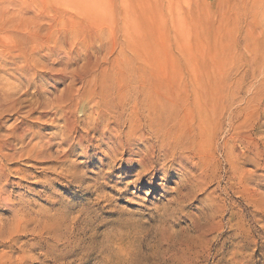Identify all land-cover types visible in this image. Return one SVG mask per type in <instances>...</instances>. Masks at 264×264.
Wrapping results in <instances>:
<instances>
[{
	"label": "rangeland",
	"instance_id": "rangeland-1",
	"mask_svg": "<svg viewBox=\"0 0 264 264\" xmlns=\"http://www.w3.org/2000/svg\"><path fill=\"white\" fill-rule=\"evenodd\" d=\"M42 66L50 95L18 89L10 112L0 90V138L23 122L44 146L27 158L36 140L8 139L0 157V264H264L262 208L230 189L222 149L231 109L264 139V0H0V87ZM70 89L105 99L124 131L192 135L203 159L184 167L203 169L205 191L175 192L172 171L135 181L125 158L52 138L64 129L50 101ZM239 158L235 172L254 173ZM210 197L222 211L209 217Z\"/></svg>",
	"mask_w": 264,
	"mask_h": 264
},
{
	"label": "bare ground",
	"instance_id": "bare-ground-1",
	"mask_svg": "<svg viewBox=\"0 0 264 264\" xmlns=\"http://www.w3.org/2000/svg\"><path fill=\"white\" fill-rule=\"evenodd\" d=\"M21 37L25 38L24 36ZM40 70L35 68L34 72L31 73L30 77L27 79V82H22L18 77H16V85L9 82H5L1 85L0 90L5 93L3 96H6L4 97V102L6 103V106H9V109H4L5 106L2 103L4 111H15L17 107L15 101L11 98L12 95H14L18 89H24L25 91L28 90L29 85L31 84L35 85L36 91H45L48 95H50L49 90H43L38 86L37 82H41L44 77H40L41 79L38 80L35 77L37 71L43 76L47 74L45 66H42ZM59 73L53 75L51 79L53 83H55V81L58 82L59 80L63 81V73ZM7 76L9 79L11 78V74L7 73ZM12 77H14V75H12ZM103 103H106V100L102 97L97 100V97L94 95L82 92L80 93L73 89L63 92L58 98L52 99L50 101V108L54 110L56 121H61L60 124L64 129L61 133L58 132L59 130L57 131L58 133H52V138H58L61 136V139L58 138L60 139L61 144L70 140L71 143L74 142L77 145L87 143L89 146H95L96 150L101 152V154H103V158L107 160H111L113 158L117 159V157L125 158L126 167L130 172H135V181L142 179V177L147 175H150L149 179L152 181L154 178V172L156 171H161L165 176L169 173L171 176L172 173H170V171H172L175 175L177 174L176 178L178 180H176L177 188L175 189V192H181L182 188L188 189V193L184 196L188 195L187 197L195 198L197 193L199 194L205 191V181L209 177L205 172H202L203 169H201L199 174L194 175L192 173V168L189 169L184 167V165H187L185 164L186 162L193 164V166L196 167L197 163L194 161L196 155L198 156L197 158L200 157V159H203L199 153L196 152L195 141L194 139H191L192 135L190 136L188 133L189 136L187 135L182 137L178 136V133L176 132L173 134H171L172 132L168 133L171 130L166 132V129L164 131L163 129L151 127H149L146 132H142L140 129L133 128V125H129L127 130L124 131L121 129L119 119L109 120L106 118V108L101 106ZM254 103L256 104V107L260 104L258 100H254ZM44 105H46V103ZM239 110H229L228 136L225 138V141L223 140L224 143L222 144L225 160L229 164V187L232 189V187L235 188V186H237L240 194L245 199L254 200L257 205L261 206V212L263 214L262 219H264V139L258 140L252 138L251 126L247 125V119H244L246 127L238 123ZM77 114L86 116L87 122L80 125L78 117L76 116ZM37 119L40 120L42 117H38ZM54 121L55 120H51L49 123L44 124L54 127ZM20 125L21 126H16L12 129L9 133L10 135L8 134L7 137H5L6 140L3 141L0 138V157H4V159L13 158V156H9V153L5 152L6 149L7 151H10V145L6 142L8 139H11L13 142L23 144V141L27 138H30L33 141L36 140V142L30 145V148H27L23 154L20 155L36 159L42 157L44 150V146L41 144L42 130L35 132L32 127L33 125L28 126L23 122H21ZM218 125L220 126V124ZM218 125L216 124L215 126ZM81 126L82 130L79 128ZM217 130L219 131V129ZM195 152L196 154H194ZM237 152L240 154H237ZM250 155L253 156L255 163L249 161ZM235 157H240V165L252 166L254 168V173L245 171L243 169L244 167L239 166L240 172L238 175L232 166V162L235 164ZM101 161H103V159H101ZM182 175L185 179L183 180V183H180L179 177ZM1 193L3 194L4 192ZM182 199L183 198H181V200ZM210 200H212V198ZM216 202L217 201H211L215 211H212L213 213L211 212L206 216L210 217L211 214L216 215V213L222 211L219 204H217L216 207ZM200 232L202 233V231Z\"/></svg>",
	"mask_w": 264,
	"mask_h": 264
}]
</instances>
